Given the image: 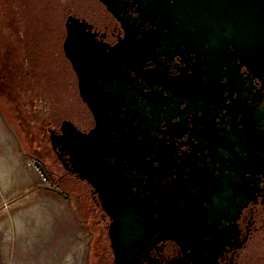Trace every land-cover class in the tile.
<instances>
[{"label": "water", "instance_id": "95a60500", "mask_svg": "<svg viewBox=\"0 0 264 264\" xmlns=\"http://www.w3.org/2000/svg\"><path fill=\"white\" fill-rule=\"evenodd\" d=\"M100 1L121 22L125 33L104 51L82 46L83 42L71 46L76 43L75 34L71 26L66 27L64 54L77 74L80 98L94 120L85 133L63 122L58 144L73 166L69 172L94 188L102 209L111 217L116 257L125 251L137 255L153 235L181 244H188V234L199 235L190 244L206 248L211 239L205 242L204 238L211 235L215 239L211 245L219 250L225 240L217 235L227 231L251 198L263 161L255 155L253 142L259 147L263 143L259 134L264 137V130L254 128L264 124V107L257 109L264 96V0H132L139 25L152 26L142 32L129 25L131 18L124 15L121 0ZM166 50L183 61L194 59L188 67L187 89L181 75L166 83L157 76V67L143 70ZM242 66L261 84L247 105L251 110L247 119L231 106L239 101L231 99L226 107L217 104L236 92V99L250 92V85L240 89L237 83L242 81L238 75ZM138 80L157 88L143 94ZM223 92H227L225 97ZM209 105L231 108L227 113L233 117L242 113L238 124L252 128L253 142L243 146L228 135L215 143L200 140L191 155L207 150L212 167H196L183 157L177 163L172 157L175 151L166 144L180 136L175 126L184 123L185 113L205 112ZM177 117L178 122L172 124ZM201 121V117L195 119ZM186 168L187 178L182 179ZM168 177L171 180L164 184Z\"/></svg>", "mask_w": 264, "mask_h": 264}, {"label": "flooded vegetation", "instance_id": "af4514ba", "mask_svg": "<svg viewBox=\"0 0 264 264\" xmlns=\"http://www.w3.org/2000/svg\"><path fill=\"white\" fill-rule=\"evenodd\" d=\"M2 4L0 5V100L7 105L6 114L4 112L3 114L9 117L13 116V121L22 130H26L28 126L34 123L39 125L41 138L48 146L47 157H51L52 161L49 166H44V169L50 179L55 178L58 186L70 184L71 180L80 181L84 184L85 194L92 203L88 211L95 216L89 229L91 237L86 251L88 264H264V137L259 134L263 143L258 147V144L253 142L252 128L248 127L247 123L245 126L238 124L242 113L233 117L227 113L230 112L231 108L218 107L213 109V105H209L208 109L204 110L205 112L193 110L190 113H185L182 116L184 123L175 126V133L180 134V136L174 137L172 141H167L166 144L168 150L175 151L172 157L177 163L181 161L180 157H183L196 167L208 168L212 167V163L210 156H206L207 150L191 155L193 148L200 140L215 143L228 135L234 143L241 142L244 146L248 142H253L256 145V149H254V145H251L250 149H254L257 158L263 161L252 185L254 191L251 198L240 210L238 217L231 222L227 231L223 232L222 236L219 235V231L217 236L225 240V245L215 251L214 243L212 245L210 243V241L214 242L215 240L211 235L204 238L205 242L211 239L208 241L207 248L204 245L194 246L190 244L195 239H200L199 235L197 238L196 235L191 234L185 236L188 238L186 239L188 244H181L174 238L153 235L150 240L146 241L143 250L137 255L134 256L125 251L119 252V256L116 257L110 237L111 217L102 209L94 188L85 180H81L77 174L69 172L73 166L68 161L63 145L58 143L61 142L60 136L62 129H64L63 122L72 123L78 131L83 133L90 130L94 125L89 108L80 98L77 74L72 63L64 54L63 43L67 25L72 27L75 34L76 43H72L71 46L83 42L85 45L82 46H96L97 49L103 48L104 51H108L109 47L116 45L124 37V28L100 0H5ZM132 4V0H121L120 3L124 15L131 18L129 25H132L138 32L151 29L152 26L149 23L139 25L140 18ZM46 5L53 10H46ZM2 8L5 10L3 11ZM5 12L9 16L5 17ZM11 16L14 17V22L11 21ZM78 24L83 25V27ZM46 25H49L50 36L53 33L55 36L52 44L45 43L43 41L44 35L38 34L39 30L45 28ZM10 27L21 33L13 38V34L9 32ZM33 27L37 29V35L34 36L43 43L36 42L37 47L34 48V52L32 51L35 57L33 55L31 60L23 61L12 46H23L26 30ZM23 32L25 33L23 34ZM140 37L139 33L135 38ZM48 46H59L58 51L52 53L50 57L54 65L53 68L55 67L50 75L59 73L61 65L68 67V86L63 89L58 78L54 76L43 77L38 74L39 69L38 71L28 69L32 62L36 66L39 65L40 54H43L42 50L44 52L49 50ZM23 52L25 53V50ZM18 60L22 64L23 74L21 75H18V69H16L19 68ZM193 61L194 59L183 61L181 56L166 50L165 53H159L157 62L149 61L143 70L150 72L157 67V76L161 81L166 80V83H172L169 80L171 81L181 75L183 87L187 89L186 83L189 81L188 75L190 74L188 67ZM29 62L31 63L29 64ZM129 73L131 76L135 75L134 72ZM238 75L242 78V81L238 80L239 82H237L239 88H247L250 85V92L244 91L238 97L239 99H236V92L231 98L217 101V104L226 107L231 103V99L237 100L239 103L231 106L240 109L243 114H246L245 118L247 119V115L251 112L247 105L252 103L253 95L261 84L256 78H252L243 66L239 68ZM166 76L167 79H165ZM20 82L25 83L26 86L20 88ZM224 82L225 79L220 81V83ZM35 83H40L38 86L41 90H33ZM136 84L139 85L143 94L149 93L152 88H157V85L149 87L142 80L136 81ZM136 93L137 91L132 92L131 95L134 96ZM261 94H264V89L261 90ZM164 95H168V92L165 91ZM226 95L227 92H223V97ZM66 99L68 102L62 105ZM138 102L140 106L141 96L138 97ZM257 104L259 110L264 107V96L259 99ZM185 106L186 104L181 105V108H185ZM25 109L28 112H25ZM1 110L4 111L3 108ZM62 112L67 113L68 117L62 116ZM199 117L202 118V121L195 122V119ZM178 120V117L174 118L171 123L174 124ZM245 127L247 128L245 129ZM254 128L262 131L264 124ZM35 140L37 148L34 151L36 152L40 150V142L36 138ZM188 171L186 168L182 179L187 178ZM207 172L211 173L212 171L208 170ZM217 172V170L213 171V174H217ZM175 177L176 175L173 174L172 178ZM170 180L171 177H168L163 180V183L166 184ZM80 195L75 194V198L79 200ZM125 231V229L122 230V232ZM207 249L210 251L205 253Z\"/></svg>", "mask_w": 264, "mask_h": 264}, {"label": "rangeland", "instance_id": "374dc122", "mask_svg": "<svg viewBox=\"0 0 264 264\" xmlns=\"http://www.w3.org/2000/svg\"><path fill=\"white\" fill-rule=\"evenodd\" d=\"M4 1L5 0H0V5H3L2 3H4ZM45 3H49V2H45ZM50 9L53 10L51 7L46 5V10H50ZM2 10L4 11L5 9L2 8ZM4 16L7 17L9 15L6 14L5 12ZM52 20H54V22H57L55 21V19H52ZM11 21L14 22V17L12 18ZM46 21L48 20L46 19ZM13 27L15 28V26ZM48 27L49 25L48 26L46 25L45 28H43L42 30L40 29L39 30L40 32H38V34L40 36L44 35L43 41L45 43L48 42L52 44L53 38L55 36H54V33L53 35L50 36L49 34L50 28L48 29ZM14 28H11V27L9 28V32L13 34V38L14 36H18L21 33L20 31L16 32ZM36 31H37L36 27H33L32 29H29V30L27 29L25 37H24V45L23 46H12L16 50V52H18L19 58L21 60L23 59V61L31 60L33 58V55H34L33 50L35 47H37L36 42L43 43L41 42V40L38 41L37 38L34 36L35 34L37 35ZM24 33L25 32H23V34ZM49 37H51V39H49ZM42 47L43 46H41V48ZM47 48H49V50H46L45 52L42 50L43 54H40L39 65L36 66L33 64V62L32 63L29 62V64L31 63V65H29L28 69L32 71H36V70L38 71L39 69L38 74L39 75L41 74L43 77H47V76L53 77L54 76L55 78H58L59 82H61V88L63 89L65 88V86H68V80H69L68 79L69 78L68 67L61 65L59 73L56 72L55 73L56 75H52V74L50 75V73L52 72V69L55 68V67L53 68L54 65L50 57L52 53H55L58 51L59 46H48ZM24 50H25V53L23 52ZM18 61H19L18 62L19 68H16V69H18V75H21L23 74L22 67H21L22 64L20 60ZM35 84L36 85H34L33 90H41L40 87L38 86V84L40 83H35ZM20 85H21L20 88H23L26 86L25 83L23 82L22 83L20 82ZM67 102L68 100L66 99V102L65 101L62 102V105ZM1 108H3L4 111H2ZM6 109H7V105L4 104L0 100V208H2L3 210L5 208H8L9 201H13L16 197H21L19 195H22L21 193L23 192L22 190L23 187L21 186H19V188L16 187L18 191H14V185H12L13 178L9 174L11 162L14 159V157L24 159L25 164L27 166H28V162H30V160L35 159V158L38 161H40V163H42L43 166H49L50 162H52L51 157L50 158L47 157L46 153H47L48 146L46 145L47 143L44 142L43 139L41 138V135L39 133V125L34 123L33 125L28 126L26 130H22L13 121V116H10V117L7 115L5 116ZM3 112L5 114H3ZM25 112H28V110L25 109ZM62 116L68 117V114L62 112ZM34 137L37 139V141L40 142V150L36 152L34 151V149L37 148V145L35 144L36 140ZM52 180L56 182L55 178ZM71 181L72 182L70 184H65L59 187L67 193V196L69 195L70 200H72L71 204L75 212L77 213L81 221L84 220L86 224V231H88L89 239H90L91 234H90L89 229L91 228L92 221H94L95 219V216H93L91 212L89 213L88 211V209L91 208L92 203L89 200V197L85 194L86 188L84 184L80 181H73V180ZM36 185H38L37 189H43L41 185L42 186L44 185L41 183L39 177H38ZM75 194H81L80 195L81 198H79L78 200V198H75ZM26 197H24V199L22 200L24 204L25 202H27ZM0 219H2V217H0ZM25 238L28 239V237H25ZM17 240L20 241L18 246L21 248L20 249L15 248L16 242H14L13 251L10 250L8 254H5L4 257L0 259V264H88V255L86 252L87 249L80 250V251L79 250L78 251H65L64 256H59L56 258L55 256H53V252L50 250L47 252V255L50 256V258L45 259V262H43L41 258L37 257L36 255L31 256L32 253L27 252L29 243L27 244L25 242V244L23 245L22 237L17 238ZM31 245L33 244L30 242V246Z\"/></svg>", "mask_w": 264, "mask_h": 264}, {"label": "crops", "instance_id": "0c3cea01", "mask_svg": "<svg viewBox=\"0 0 264 264\" xmlns=\"http://www.w3.org/2000/svg\"><path fill=\"white\" fill-rule=\"evenodd\" d=\"M9 174L13 178L14 191L21 186L23 192L19 195L21 197L9 201L8 208H0V259L13 251L14 242L15 248H21L18 246L19 237L23 238V245L29 243L27 252L43 262L50 258L47 255L50 250L56 258L64 256L65 251L87 249L89 233L84 220L81 221L75 212L69 195L61 196L59 191L42 185L43 189H37L38 176L24 159L14 157ZM24 197L27 198L25 204L22 202ZM30 242L33 245L30 246Z\"/></svg>", "mask_w": 264, "mask_h": 264}, {"label": "built area", "instance_id": "2783aa9c", "mask_svg": "<svg viewBox=\"0 0 264 264\" xmlns=\"http://www.w3.org/2000/svg\"><path fill=\"white\" fill-rule=\"evenodd\" d=\"M28 166L32 167L37 172L38 177L44 186L51 190L59 191L61 196H67V193L62 190L56 182L49 178L44 169V166L42 165V163H40V161H38L37 159H32L30 160V162H28Z\"/></svg>", "mask_w": 264, "mask_h": 264}]
</instances>
